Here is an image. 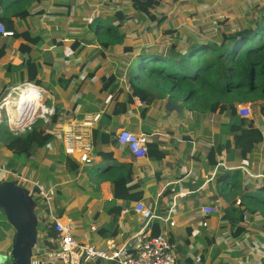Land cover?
I'll return each instance as SVG.
<instances>
[{"label":"crops","instance_id":"obj_1","mask_svg":"<svg viewBox=\"0 0 264 264\" xmlns=\"http://www.w3.org/2000/svg\"><path fill=\"white\" fill-rule=\"evenodd\" d=\"M83 1L34 0L29 5L27 18L12 19L16 35L4 38L7 43L5 55L0 58V100L12 90L29 92L31 89L30 92L39 94L35 104L52 109L53 113L44 117L35 115L32 124L37 122L52 139L30 157L20 162L13 160L12 153L4 146V131L16 136L27 130L17 132L14 128L13 123L18 119L17 105L9 100L11 106H6L0 117V170L3 171H0V181H11L6 171L10 170L22 180L53 188L55 197L49 207L35 201L38 223L47 219L48 213L62 222L71 219L81 244L100 248H105L109 242L118 246L123 244L143 227V220L134 213L136 203L142 202L155 214L170 216V221L190 218L186 226L170 227L167 222H157L159 233L166 234L176 246L179 264H196L197 257L201 258L199 264H220L223 248L230 246H238L235 250L244 255L253 250L261 251L263 246L260 248L257 244L264 241L262 229H257L261 224L256 219L250 220L248 215L246 221L236 223L247 233L240 239L232 237L229 221H236L235 208L238 207L231 208L229 201L233 197L239 200L241 191L220 186L218 180L221 175L239 170L242 186H252L246 191L241 189L242 193H254V189L262 185L263 145L255 146L253 153L244 160L228 152L233 149L231 133L250 124L264 131V117L232 128L228 126L227 105L223 102L209 114L194 112L170 98L154 101L146 107L139 101L142 90L128 80V69L134 58L124 50L127 37L122 45L102 49L92 35L87 36V26L91 22H84ZM2 13L0 6V15ZM30 39L34 41L30 42ZM74 43L80 45L73 49ZM21 45L31 50L28 56L38 68V83L28 80L27 56L19 51ZM110 75L117 77V89L101 92V78ZM127 94L134 103L128 105L126 113L113 117L111 112L115 103L124 101ZM144 108L147 112L141 116ZM95 116H98L96 120ZM121 130L146 135L148 144H156L162 157L152 159L146 154L137 159L118 144L116 137ZM215 145H223L224 149L210 161L208 154ZM69 147L73 149L72 153H67ZM85 153L89 163L80 160ZM243 161L248 165L242 169ZM10 162H15L13 168L9 166ZM117 171H130V185H137L134 194L141 195L139 201L125 203L113 198L108 177ZM179 185L184 196L176 199L173 211L169 212L172 189L177 192ZM221 190H225L223 194ZM205 205L217 207L220 215L203 217L199 210ZM115 206L122 209L113 234L109 231L112 219L109 210ZM222 217L226 221L223 225ZM204 220L206 227L201 226ZM47 222V229L38 231L33 249L43 264H46L44 253L57 247L53 225L48 219ZM191 225L197 228V233H193ZM8 232L9 229L3 233L0 253L10 250L13 232ZM86 264L116 263L95 261ZM251 264L257 263L252 261Z\"/></svg>","mask_w":264,"mask_h":264},{"label":"trees","instance_id":"obj_2","mask_svg":"<svg viewBox=\"0 0 264 264\" xmlns=\"http://www.w3.org/2000/svg\"><path fill=\"white\" fill-rule=\"evenodd\" d=\"M33 1L0 0V6L3 8L0 22L6 30L13 32V36L16 34L12 19L27 18L29 5ZM162 1L164 0H129L130 9L134 13L138 14L142 20L157 25L171 20V18L158 16L155 13ZM171 1L177 2L178 0ZM259 11V16L248 26L232 32H222L216 40L190 36L185 50L177 48L176 44H171L167 54L156 51L142 52L135 64L128 69L127 74L129 82L142 90L143 95L139 101L148 107L154 101L170 98L176 102L180 101L183 107L199 114L212 113L216 105L223 102L227 105L228 126L232 128H238L243 122L238 113V106L245 104L256 106L259 114L264 117V6ZM117 16L118 18L114 19L98 17L87 26V36L92 35L104 50L122 45L124 42L125 34L120 31L123 18L121 14ZM118 20V25L112 24ZM168 34L173 35L172 32ZM6 43V39L0 38V58L5 55ZM85 43L91 44L90 41ZM79 45V43H74L72 47L75 49ZM19 49L27 56L25 64L28 80L38 83L36 81L38 68L28 56L31 54L30 48L21 45ZM124 50L127 49L124 48ZM117 87L116 76L101 78V92L113 91ZM28 93L26 92L25 97ZM27 101L29 102L28 99ZM133 103V99L127 94L124 101L115 103L111 115L117 117L126 113L128 105ZM146 112L147 108L142 109L141 116H144ZM4 135L6 137L4 146L12 153V159L16 162L30 157L52 139L51 135L38 126L37 122L32 124L23 135L15 136L6 131ZM230 136L233 149L228 153L235 155L239 160H244L251 155L255 146H264V131L253 127L252 124L234 131ZM223 149V145H215L211 148L208 154L209 160L211 161V157L216 154H220ZM147 154L152 159L162 157V153L154 143L147 145ZM9 166L13 168L15 162H10ZM129 173L130 171H117L109 175L110 189L115 200L129 203L141 199V195L134 194L137 185H130ZM242 182V174L239 170L221 175L218 180L220 186L232 187L236 191H241L238 194L241 207L235 208L236 221H229L230 231L235 239H240L247 233L244 228L236 226L237 222L243 221L245 215H248L250 220H254L256 215L261 217L260 224L264 235V179L262 185L254 189V193H242L241 189L246 191L252 188L248 185L242 186ZM224 191L220 192L223 194ZM235 203L236 199L233 197L229 201L230 207L234 208ZM121 209L122 207L115 206L109 210L112 217L109 231L113 234L117 230ZM222 219L225 218L222 217ZM48 226L47 219L39 220L38 231L45 230ZM10 228L0 210V242L4 239L3 233ZM152 229V236L159 234L157 222H154ZM233 256L236 257L237 254ZM259 264H264V258Z\"/></svg>","mask_w":264,"mask_h":264},{"label":"built area","instance_id":"obj_3","mask_svg":"<svg viewBox=\"0 0 264 264\" xmlns=\"http://www.w3.org/2000/svg\"><path fill=\"white\" fill-rule=\"evenodd\" d=\"M261 7H259L260 10ZM13 36V32L6 30L4 25L0 22V38H9ZM31 86L27 87L29 90ZM31 89L29 90V92ZM40 95H35V100L28 103L21 104L18 102L16 111L18 115L17 122H14V128L17 132L29 130L34 121L35 115L44 117L45 115H51L52 109H47L40 104H35L39 100ZM10 95L3 97L0 100V117L6 106L10 105ZM238 113L241 118H248L251 115L250 109L246 106H238ZM98 116L94 117L96 120ZM26 121V122H24ZM118 144L124 146L129 153H131L137 159H142L147 154L148 137L144 134H136L128 130H121L117 134ZM88 148L85 151L88 152ZM73 149L69 147L67 153H72ZM82 162L89 163L90 159L88 154L85 153L80 156ZM247 162H242V169L247 167ZM1 172L2 169L0 170ZM8 178L14 181L17 185L26 188L33 196L37 203L43 204L49 207L51 201L55 197L53 188H48L45 185L29 180H22L17 177L13 171L6 170ZM182 186H178L176 192L172 189L173 194L170 196V202L172 206L169 212L173 211L176 199L183 197ZM241 201L236 200L235 206L241 207ZM134 213L139 215L143 220V227L134 234L131 238L125 240L121 245H115L113 242H109L105 248L96 247L89 244H81L76 238L75 223L71 219H67L64 222L59 220L56 216L48 213L45 218L48 219L53 225V232L57 239V247L53 250H49L44 253L46 264H86L95 261H109L116 264H179V255L177 253L176 246L169 240L166 234L159 233L156 236H151L150 229L154 222H167L170 227L186 226L189 224L190 218L183 217L178 222L170 221V216H160L155 214L151 208L146 207L142 202H137L134 207ZM199 213L203 217H210L220 215V210L217 207L205 205L199 210ZM247 215L243 217L246 221ZM222 219V218H221ZM257 222H262L261 217L255 216ZM221 224H225L223 219ZM202 227H206L207 223L204 220L201 223ZM193 233H197V228L191 225ZM237 246V245H236ZM232 247V246H230ZM238 247V246H237ZM232 247V249H237ZM200 257H197L195 262L199 264ZM44 262L34 254L30 260V264H43Z\"/></svg>","mask_w":264,"mask_h":264},{"label":"rangeland","instance_id":"obj_4","mask_svg":"<svg viewBox=\"0 0 264 264\" xmlns=\"http://www.w3.org/2000/svg\"><path fill=\"white\" fill-rule=\"evenodd\" d=\"M263 6L264 0H178L177 2L164 0L155 12L158 16H166L171 20L156 25L142 20L134 13L130 9L129 0H84L82 3V8L86 12L84 20L86 23L98 17L118 18L117 15L121 14L123 21L120 31L127 34L125 47L128 48V56L134 58L132 66L142 52L156 51L167 54L171 44H176L177 48L185 50L190 36L216 40L222 32H231L248 26L259 16V7ZM118 22L119 20L115 21L114 25H118ZM168 32H172L173 35ZM123 58L127 59L126 56ZM19 95V90L10 92L14 100ZM25 99L27 100V97ZM244 106L250 109L251 115L242 118L243 122H255L262 117L258 107H252L250 104ZM257 229L261 230V226ZM12 232L13 229L10 228L8 234ZM257 244L260 248L263 246L261 251L253 250L252 253L246 252L245 255L230 249L232 247L223 248L221 252L223 261L220 264H251L252 261L259 264L264 258V241H258ZM233 253L237 256L233 257Z\"/></svg>","mask_w":264,"mask_h":264},{"label":"water","instance_id":"obj_5","mask_svg":"<svg viewBox=\"0 0 264 264\" xmlns=\"http://www.w3.org/2000/svg\"><path fill=\"white\" fill-rule=\"evenodd\" d=\"M35 209L28 190L14 181H0V210L13 229L10 250L0 253V264H30L38 235Z\"/></svg>","mask_w":264,"mask_h":264},{"label":"bare ground","instance_id":"obj_6","mask_svg":"<svg viewBox=\"0 0 264 264\" xmlns=\"http://www.w3.org/2000/svg\"><path fill=\"white\" fill-rule=\"evenodd\" d=\"M13 91H14V90H13ZM25 94H26V91L21 90V91H20V96H19L16 100H14V99H12V98H9V100L12 101V102H14L13 104H15V105H17L18 102L21 103V104L26 103V102H28V101L25 99ZM27 95H28V96H27V99L29 100L28 103L34 101L35 94H34L33 92H29ZM10 104H11V103H10ZM13 104H12V105H13ZM10 106H11V105H10ZM11 111H12V110H11Z\"/></svg>","mask_w":264,"mask_h":264},{"label":"clouds","instance_id":"obj_7","mask_svg":"<svg viewBox=\"0 0 264 264\" xmlns=\"http://www.w3.org/2000/svg\"><path fill=\"white\" fill-rule=\"evenodd\" d=\"M1 181H3V180H1Z\"/></svg>","mask_w":264,"mask_h":264}]
</instances>
